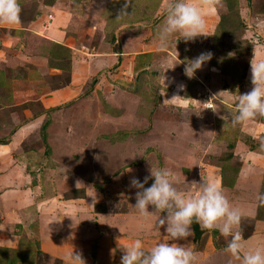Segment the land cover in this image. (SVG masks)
I'll list each match as a JSON object with an SVG mask.
<instances>
[{"label": "rangeland", "instance_id": "1", "mask_svg": "<svg viewBox=\"0 0 264 264\" xmlns=\"http://www.w3.org/2000/svg\"><path fill=\"white\" fill-rule=\"evenodd\" d=\"M168 2L131 0V5L122 13L124 0H19V23H0V50L7 59L26 49L24 52L30 59L45 58L44 63L38 62V67L44 65V69L31 64L28 67L31 74H37L33 79L26 74L29 70H18L17 66L13 71L0 70L8 79L7 87L0 89V120L13 116L21 123L30 119L27 117L32 112L39 113L35 105L31 103L16 108L12 107L13 100L16 104L33 102L41 94V90L35 92V88L44 87L48 92L62 88L69 84L71 75H75V85H83L84 93L72 103L82 97L90 98L73 107L69 102L52 110L60 116L54 123L51 141L59 152L70 149L71 156L61 161L73 170L75 176L89 179V200L95 205L92 208L95 220H99L98 215H123L122 219L124 215L137 216L129 200L136 197L138 189L132 187L131 181L138 179L143 183L145 177H150V168H165L175 178L183 179H175L176 187L182 191L190 188L191 182L217 183L229 200L241 209L239 228L244 239L248 240L255 236V225L264 223V207L258 206L256 200L258 193H264V151L260 148L261 141H264V117L237 126H232L230 121L236 112L238 94L252 89L250 61L254 55L257 60L264 59V0H194L203 10L212 13L210 18L206 16L208 30L195 38L202 53H213L212 60L204 66L206 77L199 76L200 84L184 74L177 60L169 59L172 54L175 58L181 54L178 44L183 37L174 35L167 48L159 46L158 32ZM221 18L222 26L219 27ZM52 28L62 31L59 43L47 40ZM141 54L147 55L138 58ZM122 57L127 59L123 65L119 61ZM132 57H135L133 74L129 72ZM174 72L179 73V80L186 83L182 97L192 98L198 111L197 123L186 125L192 138H182L184 142H174L176 134L184 127L179 125L177 111L168 108L174 103L173 98L168 99L164 94V85ZM25 80L31 89L22 86L21 82ZM15 88L22 92L31 91L21 93L24 97H14ZM117 88L125 90V99H120V103L113 98ZM133 96L137 97L136 101L131 99ZM161 105L163 108H158ZM128 112H134L132 118ZM186 115L191 116V113ZM45 119L40 132L42 147L34 140L30 141V146L41 147L50 153L47 129H42L46 123L50 124V115ZM214 119L218 120L214 123ZM221 124L223 129H220ZM120 131H133V149L125 151L126 147L117 144L126 140ZM163 134L167 136L163 137ZM174 148L178 152H172ZM130 152L138 155H130ZM135 157L137 159L130 163ZM140 162L139 174L115 179L131 165ZM245 169H250L252 177L260 176L259 180L247 185L241 179ZM148 182L150 184L145 187H150L154 180L150 178ZM191 186L193 190L196 187ZM65 196L79 198L82 191H67ZM99 198L100 201L96 202ZM149 211L153 209L150 207ZM150 217L151 227L144 229V233L140 230L139 234L146 250L166 234L163 228L157 231V217ZM102 223H93L98 233L96 239L102 236L101 240H104L111 235L110 232L118 231L119 236L130 240L137 233L125 223L115 225L112 222L113 226L107 224V227ZM205 231L197 245L193 243V235L179 243L201 255L199 258L196 255L195 264H229L230 256L224 251L226 239L218 230ZM259 241V245L264 244V239ZM99 244L94 242L88 264H121L122 254L116 245L110 247L106 244L103 246L106 249H99ZM0 251L8 258V252ZM206 252L210 254L206 255ZM48 262L57 263L48 261L39 252V264Z\"/></svg>", "mask_w": 264, "mask_h": 264}, {"label": "crops", "instance_id": "2", "mask_svg": "<svg viewBox=\"0 0 264 264\" xmlns=\"http://www.w3.org/2000/svg\"><path fill=\"white\" fill-rule=\"evenodd\" d=\"M203 11L205 18H207L206 16H209L208 18L211 17L212 13L207 12L209 10ZM214 20L216 22V19ZM208 23L207 19L206 26ZM57 25H59V23H57ZM205 30L208 29L205 28ZM61 33L62 31L52 28L47 36V40H49V42L59 43L62 39ZM197 46L200 45L196 39L187 42L184 39H181L178 44V51H182L181 54H178L179 56L176 58L172 54L169 59L177 60L184 70L185 61L192 60L202 53ZM24 51H26V49H24ZM24 51H19L12 58L8 57L6 59L0 50V70H3L4 72L8 69L13 71L17 66L18 70H21V68L29 70V73H26L28 74L29 79L36 78L37 74H31V69L28 67L32 64L36 66V68H40L38 67V62L42 61V63H44L45 58L33 57L30 59L28 54ZM144 55L147 54L138 55V58L143 57ZM124 59L127 60L123 57L119 59L122 65ZM134 59L135 57H132L131 66H129V72L131 71L132 74ZM41 66L43 67L40 69H44V65ZM204 66L202 70L196 72L195 77L193 78L199 82V84V76L206 77L207 75V72H204ZM165 68L167 67H162V69ZM151 69L154 70L153 67H151ZM158 75H160V73H158ZM178 75L179 73L174 72L169 78V81L165 83L164 94L168 99L173 98L174 103H171L168 108L177 111L178 120L180 121L179 125L184 127L176 134L174 142H184L182 138H192L191 131L186 125L191 126L192 124L195 125L197 123L196 114L198 111L196 110V104L193 102L192 98L182 97L181 94L186 90V83L179 80L180 78H178ZM143 77L145 78L148 76L143 75ZM75 78V75H71L70 82L67 86L54 88L49 92L44 87L42 89L35 88L34 91L38 92L41 90V94L37 100L33 102H19L18 105L13 100V103H11L13 104L12 107L16 108L31 103L35 105L34 107L39 110V113L36 114L35 112H32L29 115L30 117H27L30 119L24 120L21 123L18 121L19 118H14L13 116L9 118L4 117L0 120V250H5L9 254L8 258H6L0 251V254H2L0 258L4 262L2 264H39V252L42 253L43 257L48 261L54 263L57 262L55 264H63L64 257L71 251V246L77 251L82 252L83 257L88 264L90 262V251L92 247L95 246L94 242L98 245L100 241L99 249L103 246H107L106 244H109L110 247L116 245L120 250L119 252L123 255L121 245L126 244L129 240L124 236H119L120 234L118 231H114L113 233L109 231L111 235H106L107 237H105L104 240H101L102 234L100 235V239H96L98 233H96V227L93 223L100 222L101 224L103 222L102 224L105 226L107 224H110L108 226H113L111 225L113 223L115 225L117 223H125L126 227L135 228L137 230V233L133 236L135 238H139L140 230L144 233L152 225L150 222L152 221V217L143 218L139 215L134 216L132 214H129V216L124 215V219L121 217L123 215H115L111 217L107 215H98L99 220H95L94 217H92V208L95 205L89 200V179L80 177L79 175L75 176L73 170L66 167L61 161L62 158L71 156L69 155L70 149L65 148V151L59 152L57 151L54 142L51 141V132L53 131L54 123L60 116L57 111L52 112V110L69 102H71L70 105L73 107V105L90 98L82 97L80 98V101L78 100V102L72 103V101L77 99L81 93H84V86L75 85ZM7 81L8 79L5 75H2L0 72V89L7 87ZM14 81H16V79ZM21 84L26 89H31V87L28 86L29 82H26V80L22 81ZM181 85L184 86L183 90H181ZM117 89L118 91L114 93L113 98L117 103H120V99H125V90L121 88ZM14 90L15 92L12 93V95L15 94L14 97H24L25 95H22L21 93L27 94L31 91L26 90L22 92L18 91L17 88ZM47 92L48 94H46ZM43 93H45L44 96H42ZM132 93L134 94L138 92ZM136 98L137 97L135 96L131 97V99L135 101L137 100ZM161 107L163 108V105L158 108ZM158 108L155 110L153 114L154 116L158 111ZM164 109H166V107H164ZM134 111H137V108H134ZM187 112H190L191 116H187ZM47 113L50 115L51 120L50 124L45 128V130L47 129V141L51 148L50 153H46L43 148L42 150V146L40 145L41 126L44 124V121L46 120L45 118L48 116ZM128 113V116L132 118L134 112ZM182 113H184V116ZM129 120L131 122V119ZM216 120L214 119L213 122L215 123ZM69 124L71 123L69 122ZM129 124H127V126H130ZM220 129H223L222 124ZM133 131H123V133L120 131L122 135L124 134L123 136H125L126 140L116 143L123 146V148L126 147V150L124 149L125 151H127V148H134V144L131 142V140H134L132 137L135 136ZM166 136L167 134H163V137ZM31 140L37 142L41 147L36 146L33 148L30 146ZM168 151L171 152L170 150ZM172 152H178V150L174 148V151ZM61 154L63 155L61 156ZM130 155L138 154L130 152ZM71 159L73 160V157H71ZM135 159H137V157L132 158L130 163L135 161ZM140 164L141 162L139 165H131L129 169L121 172V175L115 179L122 178L127 174H136L138 172L137 170L140 168ZM256 166H254V168ZM74 171H76V169ZM184 173L186 174L187 172ZM249 173L250 169H245L241 177L242 180H245L247 185H250L253 180H259L260 176L252 177ZM175 179L183 180L179 178ZM186 179L188 178L184 177L185 181ZM191 183L190 188L187 187L185 191L193 190ZM256 185L257 183H255V186ZM72 190L82 191V196L79 198H67L65 194L67 191ZM133 198L134 199L129 198L131 206H134L136 203L135 197ZM99 201L100 198L99 200H96V202ZM124 201L127 202L126 198H124ZM144 229L146 230L144 231ZM100 231H102V229H100ZM262 239H264V223L259 222L257 226L255 225V236L246 240L247 246L259 245V240ZM103 248L106 249L107 247ZM210 253L206 252V255ZM196 255L198 258L201 256L198 253H196ZM208 258L209 257L206 259ZM47 264L51 263L48 262Z\"/></svg>", "mask_w": 264, "mask_h": 264}, {"label": "clouds", "instance_id": "3", "mask_svg": "<svg viewBox=\"0 0 264 264\" xmlns=\"http://www.w3.org/2000/svg\"><path fill=\"white\" fill-rule=\"evenodd\" d=\"M124 4L122 13L131 5V0H124ZM20 12L19 0H0V23H19ZM205 28L206 18L201 5L194 0H169L158 32L159 46L167 48L170 38L177 34L186 42L193 41L203 36ZM212 58L213 53L204 52L185 61L184 74L189 79L194 78ZM250 66L252 89L236 97V112L230 121L232 126L264 117V59L257 60L254 55ZM180 87L183 90L184 86ZM260 148L264 151V141H261ZM150 178L154 182L145 187ZM192 184L196 186L192 191L179 190L174 174L165 168H150V177H145L143 183L138 179L131 181L132 187L138 189L133 209L140 217H157V231L163 228L166 234L147 250L141 238L130 239L121 245V264H195L196 253L179 243L193 235L194 222L202 229L218 230L226 239L224 251L230 256L229 264H264V244L247 247L239 228L241 209L229 200L217 183L202 180ZM256 200L258 206L264 207V193H258ZM63 264H87V261L82 252L71 246Z\"/></svg>", "mask_w": 264, "mask_h": 264}, {"label": "water", "instance_id": "4", "mask_svg": "<svg viewBox=\"0 0 264 264\" xmlns=\"http://www.w3.org/2000/svg\"><path fill=\"white\" fill-rule=\"evenodd\" d=\"M192 232H193V243L197 245L206 231L201 230L200 225L194 222L192 225Z\"/></svg>", "mask_w": 264, "mask_h": 264}, {"label": "trees", "instance_id": "5", "mask_svg": "<svg viewBox=\"0 0 264 264\" xmlns=\"http://www.w3.org/2000/svg\"><path fill=\"white\" fill-rule=\"evenodd\" d=\"M221 23H222V18H221V21H220L219 27L222 26ZM253 48H254L253 46L250 48V51H251V52H250V55H251V53H252V51H253ZM47 125H48V123H46V124L42 127V129L44 130V129L47 127ZM245 237H246V236H245Z\"/></svg>", "mask_w": 264, "mask_h": 264}, {"label": "built area", "instance_id": "6", "mask_svg": "<svg viewBox=\"0 0 264 264\" xmlns=\"http://www.w3.org/2000/svg\"><path fill=\"white\" fill-rule=\"evenodd\" d=\"M210 107H211V105H210ZM210 107H208V108H210ZM208 108H207V109H208Z\"/></svg>", "mask_w": 264, "mask_h": 264}]
</instances>
